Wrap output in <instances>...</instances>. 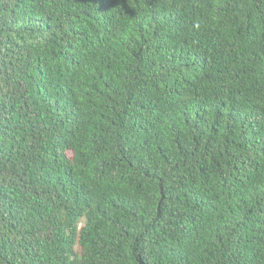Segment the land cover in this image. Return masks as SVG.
Segmentation results:
<instances>
[{"label": "trees", "instance_id": "16d2710c", "mask_svg": "<svg viewBox=\"0 0 264 264\" xmlns=\"http://www.w3.org/2000/svg\"><path fill=\"white\" fill-rule=\"evenodd\" d=\"M0 264H264V0H0Z\"/></svg>", "mask_w": 264, "mask_h": 264}]
</instances>
